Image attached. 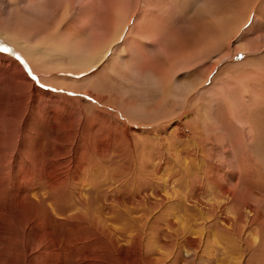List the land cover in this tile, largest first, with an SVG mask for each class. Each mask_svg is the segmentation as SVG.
Returning <instances> with one entry per match:
<instances>
[{"label": "bare ground", "instance_id": "bare-ground-1", "mask_svg": "<svg viewBox=\"0 0 264 264\" xmlns=\"http://www.w3.org/2000/svg\"><path fill=\"white\" fill-rule=\"evenodd\" d=\"M142 3L92 0L68 20L63 0H0V264H264V187L248 175L249 150L238 157L223 134L248 128L237 98L256 96L237 70L205 85L236 51L259 54L264 33L255 19L238 39L230 17L199 11L196 23L172 0ZM191 94L202 113L187 128ZM200 133L225 146L224 172ZM68 193L75 213L63 210Z\"/></svg>", "mask_w": 264, "mask_h": 264}, {"label": "rangeland", "instance_id": "rangeland-1", "mask_svg": "<svg viewBox=\"0 0 264 264\" xmlns=\"http://www.w3.org/2000/svg\"><path fill=\"white\" fill-rule=\"evenodd\" d=\"M257 1L259 5L256 13H251L250 15H248L249 10L247 9H249L251 5V3L249 4V0H172L173 4L175 3L174 8H176V13L180 14L183 19L185 18L184 20L186 21L203 23L204 21L200 20L197 15L199 11H205V18L207 22L215 21L217 24H224V22L227 21L224 19L230 17L229 19H233L237 24H242L243 26H245L248 23L243 22L247 19V17L250 18L255 14L257 20L256 31L259 33H264V0ZM235 9H238L237 12L235 11ZM173 22L174 21L170 19L168 22V26L172 27V25L174 24ZM233 23L234 22H232V24ZM231 34L232 35L230 36V38H233L234 33ZM227 39L228 37L223 39V42L219 45L220 51H223L225 49ZM258 53L259 54L248 57V59L246 60L247 54L244 51H236L234 55L226 62L218 63L216 65L215 69L212 71L209 79L207 80V84L205 82V85H211V83L215 79L222 80L226 72L230 70H237L238 73L235 75V77L245 79V84L251 91H253L252 94H255V100L249 104H244L241 102L240 98H237L238 104L236 106L241 115V120L246 123V127L248 126V128L244 131L239 127L240 124H224L223 134L226 135L227 138H229L230 142L236 150L238 157L239 154L242 153L244 148L249 150L254 158V162L253 166L250 168L251 171L248 173V175L256 186L262 188L264 187V46L259 49ZM214 60L215 59H213L212 61L214 62ZM241 61L245 62L242 64H238ZM255 63L259 65L256 68H254ZM183 73V70L178 71V74H180L182 81L190 80L194 77L193 73H191L190 75ZM40 86L43 88L51 87L44 83ZM196 101H198L197 104ZM198 103L199 99L197 100V95L191 94L185 105L183 111L184 114L181 116L183 117L188 113L189 116L186 117L187 120L185 121L187 128H192L196 123L194 116L202 113L200 106H198ZM167 108L171 113L177 112V109L174 108L170 103L167 104ZM218 113L223 114L224 112L222 111ZM198 136L200 139L199 141H196V143L200 142L201 144H203V154H207V156L211 158V162L213 164H216L217 168L219 167L221 172H224L226 168V161L224 160L223 153L225 146L219 144L212 136H207L202 133H200ZM193 143L194 141L192 139L189 142H186L188 146H191ZM113 167L114 165L110 166V168ZM66 190L69 191L71 189L70 187H68ZM65 199L67 202L63 210H66L68 213H75L80 210L81 204L79 203L78 199H76V197L71 195V193H68L67 196H65ZM234 203L237 204L235 201H233V204ZM87 205L93 209H97L100 205L99 197L91 195L87 200ZM225 213L227 215L230 214L229 216L231 217H234L235 214L234 210L232 212L231 209H227ZM247 232H250V228L249 230H247ZM262 234L264 235V229ZM238 250V248H235V251H237V253H234V257L239 255ZM262 255L264 257V253Z\"/></svg>", "mask_w": 264, "mask_h": 264}, {"label": "snow or ice", "instance_id": "snow-or-ice-1", "mask_svg": "<svg viewBox=\"0 0 264 264\" xmlns=\"http://www.w3.org/2000/svg\"><path fill=\"white\" fill-rule=\"evenodd\" d=\"M63 2L71 3L72 7L71 10L68 12V15L66 19L71 20L79 16L84 10L91 7L92 0H63ZM169 3V0H143L141 10L143 11L144 8L151 6L152 8H155L157 11L161 10V4H167ZM255 16H252L249 18L250 23L246 24L244 28L242 29L240 35L238 36V39H244L245 34L247 35H253L254 32H249L248 29L252 26V21H255ZM134 23V21H133ZM121 41L127 43L124 40V37H121ZM119 47V44H117V49ZM129 54H135V48L133 46H129ZM109 59H111V56H109ZM198 70V68L196 69ZM187 74H191L190 72ZM207 84V81H206ZM214 95V94H213Z\"/></svg>", "mask_w": 264, "mask_h": 264}]
</instances>
